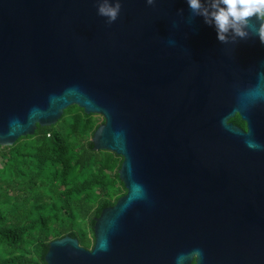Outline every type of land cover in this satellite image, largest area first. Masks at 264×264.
Segmentation results:
<instances>
[{"label":"water","instance_id":"water-1","mask_svg":"<svg viewBox=\"0 0 264 264\" xmlns=\"http://www.w3.org/2000/svg\"><path fill=\"white\" fill-rule=\"evenodd\" d=\"M121 3L109 26L97 0H0V146L78 106L123 158L93 248L65 236L46 263L264 264V45L220 43L186 0Z\"/></svg>","mask_w":264,"mask_h":264},{"label":"trees","instance_id":"trees-1","mask_svg":"<svg viewBox=\"0 0 264 264\" xmlns=\"http://www.w3.org/2000/svg\"><path fill=\"white\" fill-rule=\"evenodd\" d=\"M103 123L72 106L56 125L0 146V264H47L49 244L65 236L93 248L96 218L127 193L123 158L94 149Z\"/></svg>","mask_w":264,"mask_h":264},{"label":"clouds","instance_id":"clouds-1","mask_svg":"<svg viewBox=\"0 0 264 264\" xmlns=\"http://www.w3.org/2000/svg\"><path fill=\"white\" fill-rule=\"evenodd\" d=\"M146 3L154 6L156 0H146ZM186 3L191 12L189 20L203 17L207 25L215 27L220 43H236L256 36L264 45V0H186ZM97 5L98 15L106 18L109 26L117 21L122 9L121 0H97ZM179 15L183 16V9ZM249 95L257 98L261 92L257 89Z\"/></svg>","mask_w":264,"mask_h":264},{"label":"flooded vegetation","instance_id":"flooded-vegetation-1","mask_svg":"<svg viewBox=\"0 0 264 264\" xmlns=\"http://www.w3.org/2000/svg\"><path fill=\"white\" fill-rule=\"evenodd\" d=\"M235 119H239L240 121H242L241 117L238 114L233 119H231V122L234 125H236V126L242 128V129L246 130V123L244 121H242L245 124V126L243 127V126L239 125L238 123L234 122L233 120H235Z\"/></svg>","mask_w":264,"mask_h":264},{"label":"rangeland","instance_id":"rangeland-1","mask_svg":"<svg viewBox=\"0 0 264 264\" xmlns=\"http://www.w3.org/2000/svg\"><path fill=\"white\" fill-rule=\"evenodd\" d=\"M98 117L100 118V122H102L103 118L101 116H98ZM0 163H1V161H0ZM0 166H1V164H0Z\"/></svg>","mask_w":264,"mask_h":264}]
</instances>
